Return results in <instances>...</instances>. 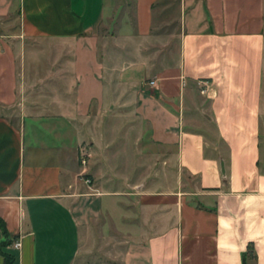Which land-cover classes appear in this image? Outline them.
<instances>
[{
	"label": "crops",
	"instance_id": "0c3cea01",
	"mask_svg": "<svg viewBox=\"0 0 264 264\" xmlns=\"http://www.w3.org/2000/svg\"><path fill=\"white\" fill-rule=\"evenodd\" d=\"M263 94L264 0H0L9 264H264Z\"/></svg>",
	"mask_w": 264,
	"mask_h": 264
},
{
	"label": "rangeland",
	"instance_id": "374dc122",
	"mask_svg": "<svg viewBox=\"0 0 264 264\" xmlns=\"http://www.w3.org/2000/svg\"><path fill=\"white\" fill-rule=\"evenodd\" d=\"M176 18H177V15H176V12H175V10L173 11V9L172 10H170L167 14H166V17L164 18V19H166L165 20V22L164 23H166V26L164 27L163 25H162V23H161V25H159V26H161V27H157V26H155V29H154V31H157L159 28H164V31H165V33H175L176 32V30H177V21H176ZM104 26V25H103ZM103 28H105V30H101V32H103V33H107V29H108V27L106 26H104ZM2 31V30H1ZM263 103H264V94H263ZM263 131H264V115H263ZM97 248H99V244H96L95 245V243H94V241H92V240H90V239H86L85 238V240L83 239L82 240V243H81V251L83 252L82 253V255H84V250L86 249V252H91L92 254H93V250H96ZM92 254L90 255H86V257H87V259L89 258V260H93L94 259V257L92 256ZM75 262H80V261H78V260H76Z\"/></svg>",
	"mask_w": 264,
	"mask_h": 264
},
{
	"label": "trees",
	"instance_id": "16d2710c",
	"mask_svg": "<svg viewBox=\"0 0 264 264\" xmlns=\"http://www.w3.org/2000/svg\"><path fill=\"white\" fill-rule=\"evenodd\" d=\"M0 232L2 234V239L0 241V252L3 255V257H4V263L5 264H9V263H11L13 261V256L10 255L9 253H6V252L2 251V248L3 247H7L8 245H10L11 238H9V234H8L5 222H4V220L2 218H0ZM247 254H248V251L245 252V253L243 252V254H242L243 263L245 261V257H246Z\"/></svg>",
	"mask_w": 264,
	"mask_h": 264
},
{
	"label": "built area",
	"instance_id": "2783aa9c",
	"mask_svg": "<svg viewBox=\"0 0 264 264\" xmlns=\"http://www.w3.org/2000/svg\"><path fill=\"white\" fill-rule=\"evenodd\" d=\"M150 84H153V81H150ZM79 162L81 165H85L86 164V155L85 154H81L79 156ZM85 181L88 183L89 182V179L86 178ZM12 245L13 247L15 248H19L21 246V242L19 239H16L12 242Z\"/></svg>",
	"mask_w": 264,
	"mask_h": 264
}]
</instances>
